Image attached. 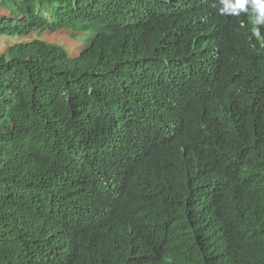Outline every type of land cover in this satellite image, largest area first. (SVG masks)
<instances>
[{
  "label": "trees",
  "instance_id": "1",
  "mask_svg": "<svg viewBox=\"0 0 264 264\" xmlns=\"http://www.w3.org/2000/svg\"><path fill=\"white\" fill-rule=\"evenodd\" d=\"M255 9L0 0V264H264Z\"/></svg>",
  "mask_w": 264,
  "mask_h": 264
},
{
  "label": "rangeland",
  "instance_id": "2",
  "mask_svg": "<svg viewBox=\"0 0 264 264\" xmlns=\"http://www.w3.org/2000/svg\"><path fill=\"white\" fill-rule=\"evenodd\" d=\"M88 35L91 36V32H89ZM43 39L49 43H53V44H57V45H63L64 48H66V49H69L75 45L73 43L72 38L67 33H63V32L44 35ZM18 42H19V40L17 38H13V37L1 38L0 39V52H2V50L5 47H8L10 45H14Z\"/></svg>",
  "mask_w": 264,
  "mask_h": 264
},
{
  "label": "clouds",
  "instance_id": "3",
  "mask_svg": "<svg viewBox=\"0 0 264 264\" xmlns=\"http://www.w3.org/2000/svg\"><path fill=\"white\" fill-rule=\"evenodd\" d=\"M258 11H259V9L258 10L255 9V12L257 14L256 19L264 22V19H263L264 12H260V11L258 12ZM226 183H227V181H224V183L214 182L212 184L213 185L212 187H210V188L208 187L206 194H216V193L221 194V193H223V187L226 185ZM250 184H251V182H250ZM225 193L228 194L229 197L232 196V193H230V187L226 188Z\"/></svg>",
  "mask_w": 264,
  "mask_h": 264
}]
</instances>
